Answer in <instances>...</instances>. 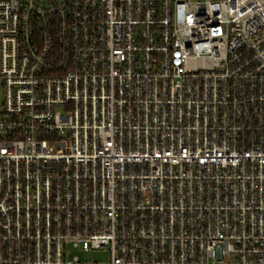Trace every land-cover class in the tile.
Instances as JSON below:
<instances>
[{
	"label": "built area",
	"instance_id": "built-area-1",
	"mask_svg": "<svg viewBox=\"0 0 264 264\" xmlns=\"http://www.w3.org/2000/svg\"><path fill=\"white\" fill-rule=\"evenodd\" d=\"M0 264H264V0H0Z\"/></svg>",
	"mask_w": 264,
	"mask_h": 264
},
{
	"label": "rangeland",
	"instance_id": "rangeland-1",
	"mask_svg": "<svg viewBox=\"0 0 264 264\" xmlns=\"http://www.w3.org/2000/svg\"><path fill=\"white\" fill-rule=\"evenodd\" d=\"M73 254H78L82 259L85 260H100L104 261L108 258V253L103 252L101 250H94V251H85L80 252L78 250H73Z\"/></svg>",
	"mask_w": 264,
	"mask_h": 264
}]
</instances>
